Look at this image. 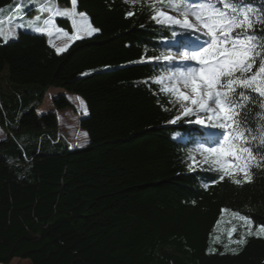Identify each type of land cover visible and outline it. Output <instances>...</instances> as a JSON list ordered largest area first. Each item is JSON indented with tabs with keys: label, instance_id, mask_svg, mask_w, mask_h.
<instances>
[{
	"label": "trees",
	"instance_id": "obj_1",
	"mask_svg": "<svg viewBox=\"0 0 264 264\" xmlns=\"http://www.w3.org/2000/svg\"><path fill=\"white\" fill-rule=\"evenodd\" d=\"M251 3L264 9V0ZM20 4L0 0V21L32 15L11 12ZM163 8L170 10L162 0H77L76 11L100 31L60 53L42 32L18 28L17 39H0V264H264V236L242 246L227 236L233 225V240L244 231L231 211L264 223V167L237 185L203 164L196 149L216 140L195 121H218L182 116L189 102L167 88L173 82H156L176 66L156 58L190 39L152 19ZM55 22L72 32L68 19ZM254 31L264 36V23ZM51 88L64 91L51 97L55 111L73 108L66 93L87 105L78 120L84 146L69 148L58 136L52 110L37 113ZM249 107L248 125L260 135L264 112ZM197 154L202 161L192 164ZM222 209L231 210L224 220Z\"/></svg>",
	"mask_w": 264,
	"mask_h": 264
},
{
	"label": "snow or ice",
	"instance_id": "obj_2",
	"mask_svg": "<svg viewBox=\"0 0 264 264\" xmlns=\"http://www.w3.org/2000/svg\"><path fill=\"white\" fill-rule=\"evenodd\" d=\"M162 2L178 15L173 16L157 10L152 19L158 23L202 33L208 40L205 45H197L196 50L181 54L182 62L194 61L196 67L187 63L184 67L174 66L166 78L158 77L156 82L163 83L167 79L170 82H183L186 87H190V94L180 91L175 86L171 89L178 93L179 100L189 102L190 106L182 105L181 115L189 117L194 113H203L209 119L214 117L218 121L211 127L224 130L221 131L222 140L213 141L215 146L201 145L196 149L204 157L203 164L220 172V180L229 177L237 185L250 183L251 168L264 167V155H260L261 146H264V127H261L260 135L253 134L247 116V112L251 111L250 105L264 112V36H258L254 31L257 23H264V9H257L251 0H162ZM70 3L71 8L60 9L52 0H39L33 7L41 14L46 12L49 15L44 18L37 15L34 19L27 20L17 17L21 22L16 23V28L45 32L51 36L52 29L56 28L54 18L65 17L71 20L74 34L69 35L62 29L56 30L63 32L69 40L82 38L81 33L87 35L98 33L100 29L92 26L87 14L76 11L77 0H70ZM2 11L3 9H0V12ZM76 17H79V23ZM9 23H12L11 17ZM172 35L176 36V32L173 31ZM17 38L14 30L5 34L0 28V39L5 43ZM65 50L66 48H57V53ZM161 58L167 62L175 61L171 54H162V57L156 59ZM76 99L79 100L84 114H87L85 102L79 97ZM176 119H180V116ZM257 119L262 118L257 115ZM195 123L203 125L205 119L198 116ZM83 135L87 136V133ZM189 160L196 164L195 157L190 156ZM241 174L243 179L237 178ZM230 211L222 209L221 220L223 213ZM231 216L238 218L244 231L238 240H233V233L237 232V227L233 225L229 228L227 236L230 243L242 246L247 243L246 237L264 236V223L255 224L249 216L235 211H231ZM220 223L218 220L216 227ZM219 239V236L215 237L217 242ZM224 247L235 254V249H229L228 245Z\"/></svg>",
	"mask_w": 264,
	"mask_h": 264
},
{
	"label": "rangeland",
	"instance_id": "obj_3",
	"mask_svg": "<svg viewBox=\"0 0 264 264\" xmlns=\"http://www.w3.org/2000/svg\"><path fill=\"white\" fill-rule=\"evenodd\" d=\"M38 2H39V0H22V4H20V8H19V13H22L23 11H28L29 9L33 8V4L38 3ZM10 8L11 7H6L7 10H10ZM60 9H64V8L61 7ZM31 11L33 12V13L31 12L32 15L25 17L24 18L25 20L34 19L37 15H42V18L47 17L49 15V13H46V12L41 14L38 11V9L35 10L34 8L31 9ZM160 11H164L170 15H173V16L178 15L177 12L167 10L164 8L161 9ZM11 12H13V10ZM56 18H65V17H55L54 21ZM4 19H6V18H4ZM65 19H68V18H65ZM76 19L79 23V17H76ZM15 20H16V18L11 19L12 22H14ZM68 20H69L71 28H72L71 20L70 19H68ZM8 21H9V19H8ZM19 22H21V21H18L16 23H19ZM16 23L9 25L10 23L7 24L6 21L3 22L2 25H3V31L5 32V34H7L9 31H13V30L16 32L18 29V28H16ZM37 23H39V22H37ZM55 25H56V28L52 29V35L51 36H49L45 32L44 33L48 37L49 43L51 45H53L56 49L57 48H65L71 42V40H69L68 37H65L63 35V32H58L56 30V29H61L60 27L57 26L56 22H55ZM21 29L28 30L27 28H21ZM185 31L189 33L192 44H188V47H186V48H179V46L176 48L175 53L171 54L175 58V61L173 64L178 65L180 67H184L185 64L187 63V64H190L192 67H196L197 65H196V62H194V61L193 62H182L181 61V54L184 52H191V51L196 50L197 45H205L208 37L204 36L202 33H199V32H194L191 30H185ZM191 33H193V34L190 35ZM73 34H74V31L72 28V32L69 35H73ZM81 35L83 37V36H86L87 34L81 33ZM6 73H7V67L4 66L2 72L0 73V83H2V81L4 82V80L1 79V76L6 75ZM173 86L178 88L180 91L185 92L186 94H190V87H186L183 84V82H173V84H168L167 88L169 90H171L173 88ZM61 91H63V90L56 89V88L49 89L46 92L41 104L39 105V108L37 109V113L40 114V113H44L48 110H52L56 114V117L58 120L57 121L58 122V124H57L58 136L59 137H61V135L64 136V140L66 141L69 148L84 146L86 144L87 139H86V136L83 135L84 132L81 131L79 129V126H78V117L81 115V112L83 113L84 111H83V108L81 107V105L79 103V100L76 99L77 97H73V95L65 92L66 97L69 99V101L73 105L72 109L66 108L62 111H57V110L55 111V109L51 106V97L59 94ZM63 93H64V91H63ZM200 127L201 128L206 127L205 133H207L208 139H212L215 136L218 137V133L215 130L216 128L211 127V125L207 121H205V124L200 125ZM4 137H5V133L0 129V140ZM194 157L196 158L197 161H202V157L200 155L197 154V155H194ZM223 214H229V213L226 212ZM236 219H238V218H236ZM220 227H222V226L219 225V228ZM9 264H30V262H29V260H22V259L14 258L13 260H11V262Z\"/></svg>",
	"mask_w": 264,
	"mask_h": 264
},
{
	"label": "crops",
	"instance_id": "obj_4",
	"mask_svg": "<svg viewBox=\"0 0 264 264\" xmlns=\"http://www.w3.org/2000/svg\"><path fill=\"white\" fill-rule=\"evenodd\" d=\"M19 10V9H18ZM73 97H76V96H73ZM84 113V112H83Z\"/></svg>",
	"mask_w": 264,
	"mask_h": 264
}]
</instances>
